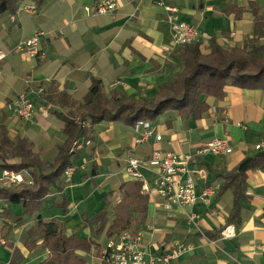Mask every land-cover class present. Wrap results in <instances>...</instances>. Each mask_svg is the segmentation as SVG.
<instances>
[{
  "label": "crops",
  "instance_id": "crops-1",
  "mask_svg": "<svg viewBox=\"0 0 264 264\" xmlns=\"http://www.w3.org/2000/svg\"><path fill=\"white\" fill-rule=\"evenodd\" d=\"M101 1L46 0L36 14L17 12L14 16L5 14L9 20L5 15L0 18V51L5 54L0 61V130L7 132L10 142L28 140L41 160L52 162L65 137L62 122L55 115L62 109L46 105L41 95L35 96L39 88L46 91L54 84L81 102L79 95L92 76L102 81L106 94L115 90L135 99L145 97L144 92L173 81L181 68L174 56L178 48L172 41L165 7L175 8L176 20L199 30L201 51L211 38L225 50L251 43L253 10L258 14L264 10V0H115L112 12L96 15ZM22 6L35 7L31 0L23 1L19 8ZM232 7L237 11L226 14ZM36 31L44 33L39 39L44 58L32 59L15 51L19 42ZM258 45L264 47V30ZM174 65L178 69L175 74L171 70ZM75 91L76 96L72 94ZM21 93L36 100V114L29 121L19 120L7 108ZM206 103L209 113L199 120L175 118L168 128V119L161 118L158 128L162 140L156 147L195 156L215 138L229 141L232 153L198 156L192 163L197 191L206 186L215 189L210 204L167 208L142 188L149 198L147 214L145 218L132 214L128 227L142 236L141 246L149 255L188 249L170 264H264V171L246 172L245 199L239 202L238 215L232 221L233 194L231 190L219 191L221 173L233 171L245 157L264 150L255 149L264 144V92L229 87L222 101L207 98ZM136 137L132 127L99 123L90 133L91 145L78 154L72 175L62 176L58 189H51L37 212L24 215L20 205L0 199V264H39L47 258L42 237L26 236L37 216L63 224L66 235L92 240L100 250L110 237L105 231L97 235L98 228L87 227L85 221L109 203L107 212L112 218L120 185L136 181L125 174L127 159L145 161L153 150L152 140L135 146ZM142 174L149 182L155 178L149 169H143ZM64 199L67 207L62 204ZM189 213L198 214L199 219L189 223ZM228 226L233 227L234 236L224 239L220 233ZM95 251L79 255L87 264H102Z\"/></svg>",
  "mask_w": 264,
  "mask_h": 264
},
{
  "label": "trees",
  "instance_id": "trees-1",
  "mask_svg": "<svg viewBox=\"0 0 264 264\" xmlns=\"http://www.w3.org/2000/svg\"><path fill=\"white\" fill-rule=\"evenodd\" d=\"M23 1L26 0H0V18L5 14L16 15ZM31 1L37 12L46 3V0ZM251 6L255 4L252 3ZM233 11L237 9L229 8L226 14ZM239 13L235 15L236 20L240 18ZM253 14V38L251 43L244 42L241 48L225 50L214 38L209 40V53L206 55L201 52L200 42L177 47L174 56L181 63V70L173 81L158 87L157 97L150 101L135 99L115 90L106 94L102 81L92 76L86 90L79 95L81 102L51 84L45 91L46 95L41 97L46 105L62 109L56 111L55 115L62 122L61 133L65 140L58 147L54 160L47 162L33 153L28 140L17 139L10 142L7 132L1 129L0 172H29L32 184L9 188L0 186V199L20 205L24 215L37 212L41 201L52 188L58 189L62 176L78 161L79 153L70 152L72 143L81 137L90 138L92 130L83 128V122H88L91 126L111 122L134 127L137 122L158 125L160 119L166 117V126L170 128L175 118L187 121L206 116L210 109L206 99L222 101L226 88L264 92V47L258 45L263 37L264 10L258 14L254 9ZM247 171H264V150L252 157H245L233 171L219 175L223 180L219 191L231 190L234 198L230 221L237 217L239 202L245 199ZM118 192L120 199L112 206L113 219L109 218L107 212L109 203L85 221L87 227L98 228L97 235L105 231L108 237H114L127 229L132 214L142 218L147 214L149 198L143 193L141 182L122 183ZM62 204L67 207L65 199ZM26 236L27 239L42 237V246L48 256L39 264H87L79 253L93 254L97 247L92 240L75 234L66 235L63 224L55 220L45 221L40 216L36 217L34 227L26 232ZM26 245L28 249L31 248L27 242ZM95 256L100 257V250L95 251Z\"/></svg>",
  "mask_w": 264,
  "mask_h": 264
},
{
  "label": "built area",
  "instance_id": "built-area-1",
  "mask_svg": "<svg viewBox=\"0 0 264 264\" xmlns=\"http://www.w3.org/2000/svg\"><path fill=\"white\" fill-rule=\"evenodd\" d=\"M115 6V0H103L96 6L95 14L104 15L107 12H112ZM165 10L168 12L167 21L171 28L173 44L176 47L199 42L200 32L195 26L176 20L174 14L177 10L175 8L165 7ZM85 11L88 12V9H85ZM18 12L37 13L34 6H22L18 9ZM43 35V32L36 31L28 40L19 42L15 47V51L26 54L32 59L44 58V54L39 48V39ZM4 58L5 54L0 51V61ZM33 94L35 96L45 95V90L39 88ZM7 108L22 121H29L36 114L35 103L30 94L27 93L17 95L7 105ZM81 125L86 130H93L94 127L88 122H83ZM132 128L137 134L134 145L140 146L152 140L153 150L150 157L145 161L129 157L124 167L126 176L141 182L143 191L147 195L159 198L162 205L167 208L192 209L198 205L208 206L215 194V189L212 186H206L197 191L196 182L193 178L195 172L192 169V163L195 157L198 156L210 154L218 157L232 153L229 141L215 138L200 148L195 156L180 155L174 151H164L156 147L162 140L157 124L137 122ZM90 145V139L81 137L72 143L70 152L80 153ZM255 149H264V144L255 146ZM143 169L154 172L155 178L151 182L144 178ZM73 172L74 168L70 167L65 175L70 177ZM199 175L204 179L203 172H199ZM21 184H32L29 172H0V186L9 188ZM198 219L199 215L196 213L187 215L189 223H195ZM220 236L224 239L233 237V227H226L220 233ZM141 241L142 236L140 234L123 230L113 238L107 239L106 243L101 246L100 260L105 264H170L172 259L188 250L186 247H179L171 254L149 255L142 248Z\"/></svg>",
  "mask_w": 264,
  "mask_h": 264
},
{
  "label": "rangeland",
  "instance_id": "rangeland-1",
  "mask_svg": "<svg viewBox=\"0 0 264 264\" xmlns=\"http://www.w3.org/2000/svg\"><path fill=\"white\" fill-rule=\"evenodd\" d=\"M4 17H5V19L9 20V16H8V15H5ZM11 19L14 21L13 18H11ZM11 22H12V21H11ZM226 50H231V49H226ZM201 52H202L203 55L208 54V53H209V45H208L207 48H206V47H203ZM28 58H30V57H28ZM170 68H171V67H170ZM171 70L174 71V74L178 71L176 65H174V67L171 68ZM180 70H181V68H180ZM174 74H173V75H174ZM72 94H73L74 96H76L78 93H76V91H75V92H72ZM144 94H145V97H142V98H145L146 100L150 101V100H152V99H154V98L157 97V90H156V91H155V90H151V92H144ZM35 101H36V100H35ZM35 101H34V103H36ZM18 119H19V118H18ZM19 120H20V119H19ZM133 225H134V227H135V223H134ZM136 225H138V224H136ZM136 227H137V226H136ZM134 229H136V228H134ZM126 230L131 231L132 228H131V227H130V228L127 227Z\"/></svg>",
  "mask_w": 264,
  "mask_h": 264
}]
</instances>
